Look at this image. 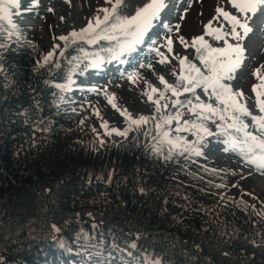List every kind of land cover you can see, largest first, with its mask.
I'll use <instances>...</instances> for the list:
<instances>
[{"label": "trees", "instance_id": "obj_1", "mask_svg": "<svg viewBox=\"0 0 264 264\" xmlns=\"http://www.w3.org/2000/svg\"><path fill=\"white\" fill-rule=\"evenodd\" d=\"M172 1L177 0H167L168 5ZM146 3L127 0L129 6L121 14L132 16ZM110 7L106 0L96 3L88 22L95 23L104 15L100 9ZM168 11L172 9L167 7L165 14ZM164 12L149 33L158 26L168 31L163 23L172 26L163 19ZM16 23L19 37L0 38L6 45L0 48V264H264V201L253 193L231 194L237 171L209 160L208 147L200 157L164 159L151 154V137L144 134L149 125L127 137L108 135L104 129L88 132L76 110L83 107L76 95L96 90L85 78L95 68L82 62V73L73 75L70 90L51 87L65 83L66 57L78 53L68 48L62 57L65 44L54 31L51 44L44 47L26 25ZM156 39L146 37L129 58L154 55L151 41ZM191 43L185 53L162 51L172 72L164 78L168 83L175 84L181 71L176 57L201 67ZM243 44L249 60L247 39ZM52 52L61 67H40L38 62ZM111 64L120 65L113 61L101 69ZM128 71L139 74L133 84L146 97L149 84L165 87L161 77L154 83L136 68ZM258 83L256 77L251 90ZM242 91L252 112L249 92ZM158 97L154 94V100ZM149 107V112L131 115H157L155 103ZM167 111H173L170 101ZM120 121V130L126 129L121 112ZM53 224L59 232L52 231Z\"/></svg>", "mask_w": 264, "mask_h": 264}, {"label": "snow or ice", "instance_id": "obj_2", "mask_svg": "<svg viewBox=\"0 0 264 264\" xmlns=\"http://www.w3.org/2000/svg\"><path fill=\"white\" fill-rule=\"evenodd\" d=\"M106 3L111 7L100 9L104 15L97 16L95 23L89 21L81 30H74L59 37L65 44L60 56L63 57L68 48H72L78 55L66 57L69 71L64 78L65 83H52L51 87L61 92L70 90L74 83L73 75L77 72L82 73L80 64L85 61L88 62L86 67L95 69L113 61L125 63L122 58L137 52L138 48L145 44L149 32L161 21V14L168 7L167 0H148V3L137 8L134 15L126 16L121 14V10L129 6L127 0H106ZM229 3L238 15L218 7L217 15L213 18L219 20L223 17L229 25L228 29H225L223 24L213 27V22L209 21L205 26V34L192 39L191 47L195 49L201 67L188 61L187 57H176L181 64L177 82L170 84L161 77V83L165 85L163 90L149 84V90L145 95L149 101L155 103L157 115L133 118L127 109L118 108L115 94L109 96L105 93L109 104L120 111L128 123L124 130H109L108 123L103 122L101 127L108 135L115 133L127 137L130 131L140 132L145 125H149L144 133L151 137L147 149L151 154L164 159H172L175 155L203 156L204 149L208 147V138L214 137L225 146L223 151L236 154L245 164L264 174V99H261L264 97V75L261 74L260 68L254 71L259 83L253 85L252 90L261 113L259 116L254 115L246 106L243 91L235 89L231 83L237 79L236 74L248 59L243 42L253 33L251 20L264 9V0H229ZM37 6L38 0H30L25 10L32 11ZM20 8L21 0H0V38L7 35L11 39L13 35L17 37L21 35L19 24L13 20V16L19 14L14 10ZM5 24L10 25L11 30L6 28ZM162 27L169 32L172 31V26L167 23H163ZM175 28L178 31L179 25ZM205 36L216 42H223V46L214 47ZM179 39L185 48L189 47L184 37ZM151 43L155 45L156 42L152 40ZM172 45V39H167L166 47L169 53L173 51ZM88 46L95 50L88 51ZM5 47V44L0 43V48ZM151 51L161 57L160 63L167 62V56L159 48L154 47ZM53 56L54 52L49 53L42 62H38V65L60 68L61 65L53 61ZM3 71L0 64V74H3ZM138 78L139 74L136 72L128 75V79L133 83H136ZM198 89L206 100L197 93ZM156 93H159V97L154 100ZM167 93L171 95L168 96ZM181 96L186 98L181 100ZM173 97L175 99H172ZM161 101L165 103L162 105ZM169 101L173 108L170 112L167 111ZM36 107L39 108V105ZM96 114L99 116L98 110ZM185 115L188 116L187 119L184 118ZM249 119L252 121L251 124L247 122ZM173 122L176 124L175 128L172 127ZM210 125L214 126V131ZM189 136L193 139L189 140ZM50 227L53 232L60 231L55 224Z\"/></svg>", "mask_w": 264, "mask_h": 264}, {"label": "rangeland", "instance_id": "obj_3", "mask_svg": "<svg viewBox=\"0 0 264 264\" xmlns=\"http://www.w3.org/2000/svg\"><path fill=\"white\" fill-rule=\"evenodd\" d=\"M99 1L101 0H38L37 7L32 11H26L30 0H21V8L14 10L19 14L14 15L13 20L26 25L31 36L39 40L41 45L47 47L51 44L52 31L59 36H65L74 30L79 31L86 27L88 18L93 15V8ZM168 7L172 11H168L166 14L164 12L162 17L171 23L173 30L171 32L163 31L158 26L148 34V36L157 38L155 48H159L161 52L167 49V39L171 38L173 52L185 53L187 48L180 43L179 38L184 37L189 44L192 42V38L205 34V26L209 21L213 22V27L223 24L225 29H228L229 25L223 20V17H220L219 20L213 19L217 15L218 7L238 15L229 0H177L172 1ZM176 25H179L178 31L175 28ZM251 27L254 31L247 41L249 50L252 52L249 60H245L243 67L238 72V78L233 82V85L249 92L252 113L259 116L261 113L251 87L256 80L254 71L257 68L261 69V66L264 65V9L251 20ZM205 39L211 44L223 46V42H216L211 37L205 36ZM160 60V56L156 53L146 58L145 55L140 58L135 55L132 60L128 56L125 63L118 66L111 64L105 70L99 68L87 73L86 82L94 83L96 90L76 95L77 101L83 105L82 108L77 107L76 110L84 119L88 132H102L103 128L101 129L99 125L105 121L108 123L109 130L122 129L124 126L120 121V111L113 108L108 102L105 93L109 95V91L115 93V103L123 105V108H127L128 112L136 115L149 112L151 102L140 92L139 87L128 79V69L136 68L143 73L146 79L158 83L157 77L168 78L172 74L170 65L167 62L160 63ZM140 65L145 66L140 67ZM198 91L201 98L206 100L203 93L199 89ZM95 106L99 111V116L96 114L97 110H94ZM249 122L252 123L250 119ZM224 147L215 138H211L206 154L208 159L217 166L237 171V177L232 182L236 186L231 189V194L237 196L241 192L253 193L264 201V174L245 164L234 153L223 151Z\"/></svg>", "mask_w": 264, "mask_h": 264}]
</instances>
